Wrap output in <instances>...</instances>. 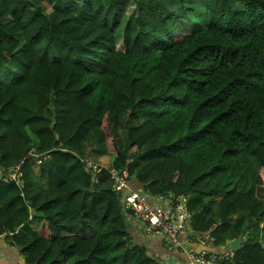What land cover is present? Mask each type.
I'll list each match as a JSON object with an SVG mask.
<instances>
[{
  "label": "trees",
  "instance_id": "obj_1",
  "mask_svg": "<svg viewBox=\"0 0 264 264\" xmlns=\"http://www.w3.org/2000/svg\"><path fill=\"white\" fill-rule=\"evenodd\" d=\"M195 7L210 24L186 33ZM89 146L110 165L87 171ZM23 159L0 236L42 222L14 236L26 264H158L112 169L186 197L211 244L247 237L227 264H264V0H0V170Z\"/></svg>",
  "mask_w": 264,
  "mask_h": 264
},
{
  "label": "built area",
  "instance_id": "obj_2",
  "mask_svg": "<svg viewBox=\"0 0 264 264\" xmlns=\"http://www.w3.org/2000/svg\"><path fill=\"white\" fill-rule=\"evenodd\" d=\"M27 157L42 164L47 159V154L40 152L39 149H32ZM24 161L25 159L6 170V180L13 181L20 187L24 186L22 169ZM83 161L87 171L99 169V165L89 157H85ZM128 173L126 170L120 172L112 169L111 179L115 184V190L124 191V202L132 216L145 223L146 233L167 238L172 247L186 254L188 264H227L233 259L234 251L230 248L222 253L205 248L204 245L210 244L209 235L195 233L203 244V249L198 251L190 249L188 244L193 241L181 239L182 234L187 229H191L192 222V213L187 206L186 197L156 194L154 195L156 200L153 201L149 193L129 189L130 176Z\"/></svg>",
  "mask_w": 264,
  "mask_h": 264
},
{
  "label": "crops",
  "instance_id": "obj_3",
  "mask_svg": "<svg viewBox=\"0 0 264 264\" xmlns=\"http://www.w3.org/2000/svg\"><path fill=\"white\" fill-rule=\"evenodd\" d=\"M35 171L38 172V169ZM0 176L6 180V172L5 170H0ZM130 187L129 189L142 191L145 193L144 188L138 184H131L130 180ZM153 201L156 200L154 195H149ZM33 213V211H32ZM130 216V215H129ZM28 227H21L15 233L17 236H22L29 234L32 231H40L42 228V222L40 220L33 218L32 222ZM129 232L133 238L134 243L140 246H144L147 250L148 254L154 257L158 264H188L187 263V256L184 252L180 251L178 248H174L169 244L168 239L161 236H154L151 234L146 233L145 231V223L142 220L136 219L133 216L129 217ZM12 234H4L0 236V264H26L24 248L18 246L14 242V236ZM236 238V237H235ZM234 238V239H235ZM182 240L191 239L193 242L189 243L188 246L190 249L194 250H201L203 249V244L201 243L198 236H196L195 232L192 229H187L185 233L182 234ZM233 239V240H234ZM233 240L227 241L226 244L215 246L213 244L207 243L205 248L213 250L217 253H222L226 249L231 247V243ZM243 244V243H242ZM241 244V245H242ZM240 245V247H241ZM234 251V250H233ZM236 251H234L235 253Z\"/></svg>",
  "mask_w": 264,
  "mask_h": 264
},
{
  "label": "rangeland",
  "instance_id": "obj_4",
  "mask_svg": "<svg viewBox=\"0 0 264 264\" xmlns=\"http://www.w3.org/2000/svg\"><path fill=\"white\" fill-rule=\"evenodd\" d=\"M132 5H133V9H134L135 5L134 4H132ZM234 7H235V10H242L243 9V5L239 4V3L234 5ZM127 12L130 13L131 12V8ZM182 19H186L185 20V22H186L185 25H187V27H185V30H184V32H186V33H191V32H193V31H195L197 29L203 28V27H205V26L210 24L209 14L206 11H204V10L196 9V7L190 9L189 11H187V15L184 16ZM180 37H181V35L177 32L174 35L173 39L177 40ZM89 149H90L91 152L93 151V153H94V154L90 153L89 159H91L93 162L97 163L99 166H101V165L109 166L110 165L111 160L113 159L112 156L106 155V154L105 155H101L98 152L96 153V151L93 150L92 146H89ZM40 165L41 164L36 162V169H38L37 173L39 175H41V172L39 170L40 169ZM112 183H113V188H115V184H114L113 180H112ZM122 192L124 193V191H122ZM259 231L260 232H259L258 238H259V240L261 239L262 241H264V234H263L264 229H261ZM241 240H242V243H244L247 240V237L241 238ZM169 244L171 245L170 242H169Z\"/></svg>",
  "mask_w": 264,
  "mask_h": 264
},
{
  "label": "water",
  "instance_id": "obj_5",
  "mask_svg": "<svg viewBox=\"0 0 264 264\" xmlns=\"http://www.w3.org/2000/svg\"><path fill=\"white\" fill-rule=\"evenodd\" d=\"M122 207H126L125 202L122 203ZM242 244V240L241 238H235L232 243H231V247L234 251H237L240 248V245Z\"/></svg>",
  "mask_w": 264,
  "mask_h": 264
}]
</instances>
